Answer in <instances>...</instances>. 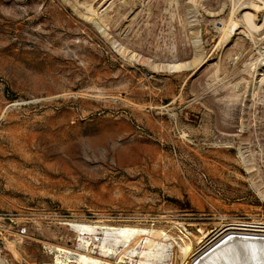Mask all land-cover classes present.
Here are the masks:
<instances>
[{"label": "rangeland", "instance_id": "rangeland-1", "mask_svg": "<svg viewBox=\"0 0 264 264\" xmlns=\"http://www.w3.org/2000/svg\"><path fill=\"white\" fill-rule=\"evenodd\" d=\"M250 1L0 0V256L56 264L55 247L80 244L64 222L154 226L194 244L264 224V9L253 41L240 24ZM238 3L219 46L214 23ZM194 50L195 70L157 69ZM84 238L92 253L121 239ZM175 249L140 260L175 264Z\"/></svg>", "mask_w": 264, "mask_h": 264}, {"label": "bare ground", "instance_id": "bare-ground-1", "mask_svg": "<svg viewBox=\"0 0 264 264\" xmlns=\"http://www.w3.org/2000/svg\"><path fill=\"white\" fill-rule=\"evenodd\" d=\"M258 1L262 2L263 6L261 7L264 9V0H251L248 3L247 11L240 18V24L244 28V33L253 41L254 32H257L261 28V26L255 23V19L259 16L261 9L260 5L257 4ZM234 7L232 8L230 17L225 20L220 19L219 23H214V25H220L219 29H217L221 35L219 46L227 42L231 33L236 30L239 24L238 21L234 20V13L241 7V4L236 9ZM88 11L91 14L93 13L90 8ZM193 52V58L189 63L171 61L157 66V69L159 71L178 73L187 69L195 70L201 64L203 57L202 54H199L201 51L198 53L197 50H194ZM122 54H125V52L122 51ZM64 226L76 233L80 244L75 248V251L55 247V251L59 253L53 258L56 264H60V261H58L59 255L71 254L78 251L85 254L83 257L88 259V264H129L133 262V258L139 259L136 264H147L146 261L140 259L150 255L151 251L156 250L158 247H161L162 251H167L171 246L174 249V244H179V249H175V264H264V224L242 222L227 224L222 226L208 239L205 235L198 237L196 239L198 242H195L196 244L187 237L168 234L164 230L155 229L154 226L146 228L127 225L106 226L98 222H64ZM104 233L117 234L121 239L111 244H105L101 241L96 246L98 251H95L96 253L93 252L98 256H93L92 251L90 252L92 242L85 241L84 236L101 235ZM126 238L132 241L126 242ZM141 238L147 239L146 249L144 250L143 247H139L140 251L137 252V242ZM162 239L168 240V244L158 242ZM16 248L19 249L20 247L17 245ZM13 252H17V250ZM154 256H157V254Z\"/></svg>", "mask_w": 264, "mask_h": 264}, {"label": "built area", "instance_id": "built-area-1", "mask_svg": "<svg viewBox=\"0 0 264 264\" xmlns=\"http://www.w3.org/2000/svg\"><path fill=\"white\" fill-rule=\"evenodd\" d=\"M24 231L22 230L21 233H23ZM0 264H14L11 261L7 260L5 257L0 256Z\"/></svg>", "mask_w": 264, "mask_h": 264}]
</instances>
